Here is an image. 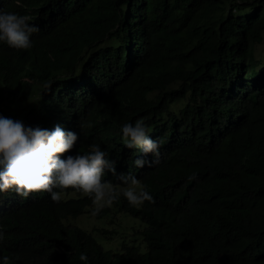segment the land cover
<instances>
[{"label":"trees","instance_id":"1","mask_svg":"<svg viewBox=\"0 0 264 264\" xmlns=\"http://www.w3.org/2000/svg\"><path fill=\"white\" fill-rule=\"evenodd\" d=\"M0 8L39 28L26 51L0 42V116L75 132L60 159L99 145L155 201L132 207L121 196L94 214L138 221L132 235L142 247L104 249L67 223L94 213L87 196L69 189L55 203L48 193L0 192V258L264 264V0H0ZM138 119L160 144L158 162L143 168L135 160L155 158L128 149L121 131ZM104 179L118 183L107 170Z\"/></svg>","mask_w":264,"mask_h":264},{"label":"clouds","instance_id":"2","mask_svg":"<svg viewBox=\"0 0 264 264\" xmlns=\"http://www.w3.org/2000/svg\"><path fill=\"white\" fill-rule=\"evenodd\" d=\"M30 21L29 15L0 8V42L15 50L32 48V35L38 33L39 28ZM121 131L128 149H139L144 156L155 158L152 161L137 159L136 167L158 162L160 144L150 137L143 119L124 124ZM78 139L75 132H66L59 125L49 131L0 116V192L14 190L25 199L30 194L48 193L53 202L59 203L71 189L92 200L93 214L111 207L121 196L132 207L155 202L136 176L117 174L116 161L110 160L108 153L97 144L90 145L84 154L60 159L74 148ZM106 170L118 183L104 179ZM4 240L5 233L0 228V242ZM0 259L2 264H11L9 256ZM80 260L87 261V255L81 253Z\"/></svg>","mask_w":264,"mask_h":264},{"label":"rangeland","instance_id":"3","mask_svg":"<svg viewBox=\"0 0 264 264\" xmlns=\"http://www.w3.org/2000/svg\"><path fill=\"white\" fill-rule=\"evenodd\" d=\"M264 45H260L257 49L261 51ZM181 103H178L179 106ZM183 104V103H182ZM25 104L16 105V109H24ZM19 106V107H18ZM84 195L77 193V192H70L68 197L77 198L82 197ZM113 208V207H111ZM108 216V217H107ZM110 216V217H109ZM67 223L75 225L86 232L91 233V235L97 240V242L104 248L108 249L106 245L115 246L116 244H125V245H132L138 244L142 247V239L136 233V235H132L133 232L138 230V221L135 218L130 217L127 214H123L121 212H112L110 209L109 215H104L103 217H95L94 214L89 210L85 209L83 213L78 215L74 219L67 220ZM105 227L107 230H113L111 233L106 234H99L93 233L96 232L95 230L98 228L96 226ZM108 240V241H106Z\"/></svg>","mask_w":264,"mask_h":264}]
</instances>
